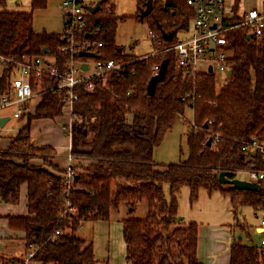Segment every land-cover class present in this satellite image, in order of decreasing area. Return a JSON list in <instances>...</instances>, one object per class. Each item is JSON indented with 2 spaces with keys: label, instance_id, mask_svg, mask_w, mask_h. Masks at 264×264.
<instances>
[{
  "label": "trees",
  "instance_id": "1",
  "mask_svg": "<svg viewBox=\"0 0 264 264\" xmlns=\"http://www.w3.org/2000/svg\"><path fill=\"white\" fill-rule=\"evenodd\" d=\"M50 1L31 0V11L0 9V56L5 62L0 93L9 87L10 74L21 62L53 54L63 67L68 54L59 50L64 41L61 33L34 29V11ZM6 5L7 0H0V7ZM233 11L234 16L226 23L234 26L225 33L224 45L230 53L232 74L220 86L215 73L184 77L177 69V54L172 48L176 35L171 41L162 36L161 29L172 32L190 26L194 11L186 0H153L152 11L142 21L148 20L151 30L163 41L152 42L153 51L146 56L127 54L117 44L116 30L124 16L108 13L105 4L99 12L88 14L89 32L83 37L104 43L92 59H113L121 68L109 73L106 82L94 77L93 91H88L85 83L75 89L78 99L73 103L71 119V187L68 189L62 170L53 163L55 148L37 146L30 135L34 119H55L63 114L64 95L53 91L59 83L57 77L45 75L41 79V99L35 112L18 118V130L0 153V203H18L22 184H28V214L8 219L10 228L25 233L27 250L35 248L32 261L97 264L93 243H86L77 233L82 224L108 221L122 204L133 214L146 201L145 217L121 219L127 261L202 264L197 255L199 224L181 219L178 210L183 186L190 189L191 203L198 199L201 189L220 190L228 195L234 211L244 206L263 209L264 180L258 182L257 191L238 190L219 182L222 171L235 178L244 170L264 168L263 153L244 149L255 140L264 144V30L260 37L249 38L236 5ZM137 17L140 19L139 14ZM165 59V78L150 95L147 86L153 68ZM32 82L37 90L38 85ZM188 109L193 114L185 131L187 160L157 163L155 148L176 117L185 118ZM36 157L56 172L34 165L31 160ZM165 185L170 187V201ZM14 262L24 263L12 260L10 264ZM230 264H264V251L236 243L231 247Z\"/></svg>",
  "mask_w": 264,
  "mask_h": 264
},
{
  "label": "built area",
  "instance_id": "2",
  "mask_svg": "<svg viewBox=\"0 0 264 264\" xmlns=\"http://www.w3.org/2000/svg\"><path fill=\"white\" fill-rule=\"evenodd\" d=\"M188 5L194 11L191 24L184 28L183 35H176L177 41L172 46L177 54V66L184 77L196 76L201 72L226 73L229 76V57L226 44L225 33L231 29L234 24L226 23L230 19L225 12V0H186ZM95 1L87 0H63L61 8L64 12V29L61 32L63 44L59 50L66 52L68 57L63 67L53 54H42L19 63L13 68L10 76L9 87L0 93V111H3L11 105H16L13 117L19 118L22 115L32 113L34 102L39 96L41 99V79L45 75L57 77L59 83L53 91L55 94L64 95V108L67 106L72 117L73 103L78 99L75 89L81 83H85L88 91L95 88L94 77H100L106 82V76L121 68V64L113 59H92L99 49L104 47L103 42H97L83 37L88 35L89 24L87 16L91 13L87 6L94 5ZM105 10L108 13L114 11L115 4L112 0H106ZM240 24L247 26L249 34L260 37L264 30V8H252L240 16ZM97 31H92L96 33ZM152 42L161 43L162 38L150 29L149 32ZM214 44V45H213ZM89 52V56L78 58L80 52ZM86 64V69L83 68ZM212 68L210 71L209 68ZM5 69L4 59L0 56V88L2 76ZM160 65L153 68L154 75L158 73ZM38 85L37 90L33 88V82ZM39 99V100H40ZM6 116V113H0V120ZM10 119V116H8ZM8 122V121H7ZM6 122V123H7ZM5 123V124H6ZM67 134L71 138V124L66 128ZM247 148L250 151H258L264 155V144L253 141ZM68 166L64 172V179L71 187L74 171L72 169L73 156H68ZM240 173L246 174V179L259 182L264 180V168L259 170H244ZM264 209V207H263ZM261 226L264 228V214L261 217ZM56 233H59L57 230ZM260 248L264 251V236L261 239ZM35 253V248L27 251L23 264H26Z\"/></svg>",
  "mask_w": 264,
  "mask_h": 264
},
{
  "label": "rangeland",
  "instance_id": "3",
  "mask_svg": "<svg viewBox=\"0 0 264 264\" xmlns=\"http://www.w3.org/2000/svg\"><path fill=\"white\" fill-rule=\"evenodd\" d=\"M62 1L63 0H51L45 8H38L34 11V29L36 31H46L49 33H61L63 31L64 12L61 8ZM112 1L115 4V14L121 17L124 16V19H120L118 22L116 30L117 44L121 47L123 52L127 54L146 56L153 50L152 38L149 34L151 27L148 20L142 21L137 17L144 3L142 0ZM232 2L233 0H225L226 13L230 12ZM31 8V0H7L6 7H0V9L14 11H31ZM226 78V73H218L219 86L224 80H226ZM39 99L40 97L38 96L37 101H39ZM15 108L16 105H11L4 110L5 113L9 111L10 119L5 127L2 128L0 126V137L11 136L18 130L20 122L18 121V118L13 117ZM64 110L67 111L63 113V115L67 113L69 116L70 112L68 111L67 106H65ZM4 112L0 111V113ZM192 114V111L188 109L185 118L181 116L176 117L171 129L166 132L162 142L154 150V158L157 163L176 164L187 160L189 156V146L185 131L188 128L187 121L192 119ZM35 123L36 122L33 121V126ZM40 124H37L35 127V133L38 135L45 133L47 128V123H45L44 126H41ZM236 177L240 179L247 178L244 173H238ZM164 192L166 198L170 201L172 196L168 185L164 186ZM178 196V210L180 217L183 218H188L189 215L193 214L197 215L198 219H200L199 221H207L208 215L215 209L220 211L221 214L222 212L225 214H230L231 212L230 198L220 190L209 192L206 189H201L199 197L194 203L190 202V189L188 186H183ZM127 210V207L122 204L119 210L113 212L112 218H123L129 217L130 215H132L131 217H145L148 213V204L146 201H143L138 205V208L133 214L127 213ZM240 212V215H245V218L248 221L255 217V211L249 206L240 208ZM110 220L84 222L77 233L80 237L85 239L86 243L92 242L94 244L97 264H114L111 263L112 237L114 243L120 242L123 250H125V255L122 254V257L120 258L122 260L120 264H130L125 258L127 253L126 242L121 235L119 236V240L115 239L118 231L116 229H111V225L109 224ZM109 236L111 239L110 244ZM109 246L110 248L108 251ZM118 256L120 257L121 254Z\"/></svg>",
  "mask_w": 264,
  "mask_h": 264
},
{
  "label": "crops",
  "instance_id": "4",
  "mask_svg": "<svg viewBox=\"0 0 264 264\" xmlns=\"http://www.w3.org/2000/svg\"><path fill=\"white\" fill-rule=\"evenodd\" d=\"M97 1H95V3ZM235 5L238 16H240L252 8H264V0H233L230 12L226 13L229 18L234 16L233 10ZM183 29L178 30L176 35H183ZM36 101L32 107V113L35 112L36 106L39 102ZM66 111L67 110L63 109V113ZM68 111L70 112L69 108ZM8 112L9 111L6 112V116H9ZM71 119V114L68 116L67 113L64 115L62 114L55 119L36 118L33 120L36 123L33 126L32 121L30 128V135L37 146H53L55 148L56 155L53 158V163L57 166L58 170H62L63 174L68 166V156L71 152V138L66 131V128L71 124ZM45 123H47L45 133L40 135L35 133V127L37 124L44 126ZM6 124L0 126L3 128ZM10 142V136L0 137V153L8 148ZM31 162L37 166L44 165V161L40 157L33 158ZM44 167L54 171L50 166L44 165ZM27 194L28 184L24 183L20 189V199L18 203H0V262L4 261V264H10V261L12 260L24 261L27 255L28 250L25 233L21 230L10 228L8 219L9 216H26L28 214ZM230 210V214H225L224 212L221 214L220 211L215 209L208 215L207 221H199L200 219H198L197 215L193 214L189 215L188 218L184 217L186 221H195L199 224L197 255L202 264H230L231 247L236 243L255 245L257 247L261 246V239L264 236V228L261 226L260 220L264 214V209H253L255 211V217L250 221L245 218V215H240V208L237 211H234L231 202ZM121 219V217H117L111 218L109 221L111 229H116L118 231V234L115 236L116 240H119L120 235L124 239L123 223ZM110 243L111 239L109 236V244ZM111 245V263L120 264L122 261L120 258L122 257V254L125 255V250H123L120 242L114 243L113 237ZM109 248L110 246L108 247V251ZM119 254H121L120 257L118 256ZM13 264L17 263L14 262ZM26 264L42 263L29 260Z\"/></svg>",
  "mask_w": 264,
  "mask_h": 264
},
{
  "label": "water",
  "instance_id": "5",
  "mask_svg": "<svg viewBox=\"0 0 264 264\" xmlns=\"http://www.w3.org/2000/svg\"><path fill=\"white\" fill-rule=\"evenodd\" d=\"M106 0H98L94 5H88L87 8L91 13H97L101 10L102 8V3H104ZM153 9V0H146L143 4V6L141 7L140 13H139V17L142 20L145 16H147ZM161 29V26H158ZM161 33L162 36L164 38L165 41H171L173 40L174 36L176 35L177 31L174 30L172 32H166L164 29H161ZM252 35L249 34V38ZM214 45V44H213ZM80 55L82 56H89L90 53L89 52H84L81 51ZM86 64H83V68L86 69ZM167 67H168V60L165 59L162 61L161 65H160V69L158 71L157 74L153 75L148 83L147 86V91L148 94L153 95L156 91V86L157 84L162 81L165 78L166 75V71H167ZM209 70L211 71L212 68L210 67ZM232 72H229V75H231ZM9 120V117H4L0 120V125L4 126V124ZM211 143V139L208 140V144ZM219 182L222 184H228V185H232L235 189L238 190H260V184L257 182H253L247 179H240V178H232L230 175V172L228 171H222L219 174ZM181 219H183V217H181Z\"/></svg>",
  "mask_w": 264,
  "mask_h": 264
}]
</instances>
